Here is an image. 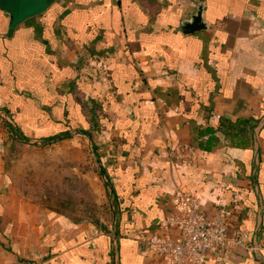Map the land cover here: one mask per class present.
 Instances as JSON below:
<instances>
[{"label": "crops", "instance_id": "crops-1", "mask_svg": "<svg viewBox=\"0 0 264 264\" xmlns=\"http://www.w3.org/2000/svg\"><path fill=\"white\" fill-rule=\"evenodd\" d=\"M0 111L23 143H88L110 205L77 222L0 193V264H164L146 241L178 190L263 246L208 264H264V0H0Z\"/></svg>", "mask_w": 264, "mask_h": 264}, {"label": "rangeland", "instance_id": "rangeland-1", "mask_svg": "<svg viewBox=\"0 0 264 264\" xmlns=\"http://www.w3.org/2000/svg\"><path fill=\"white\" fill-rule=\"evenodd\" d=\"M6 121L13 125L6 112L0 111V193L9 209L46 207L77 222L98 221L110 205L99 163L88 143L67 138L43 145L35 137L23 143L9 134Z\"/></svg>", "mask_w": 264, "mask_h": 264}, {"label": "built area", "instance_id": "built-area-1", "mask_svg": "<svg viewBox=\"0 0 264 264\" xmlns=\"http://www.w3.org/2000/svg\"><path fill=\"white\" fill-rule=\"evenodd\" d=\"M171 201L179 212L165 217L164 234L146 241L162 256L164 264H208L211 256H220L233 247L260 256L263 246L255 235L231 227L223 214L208 218L195 195L178 190Z\"/></svg>", "mask_w": 264, "mask_h": 264}, {"label": "water", "instance_id": "water-1", "mask_svg": "<svg viewBox=\"0 0 264 264\" xmlns=\"http://www.w3.org/2000/svg\"><path fill=\"white\" fill-rule=\"evenodd\" d=\"M205 19V5L198 4L196 12L181 23L180 30L183 34H191L208 28Z\"/></svg>", "mask_w": 264, "mask_h": 264}, {"label": "trees", "instance_id": "trees-1", "mask_svg": "<svg viewBox=\"0 0 264 264\" xmlns=\"http://www.w3.org/2000/svg\"><path fill=\"white\" fill-rule=\"evenodd\" d=\"M8 112H9V110L8 109H6ZM12 117H14V116H12ZM14 123L15 124H17V126H21L20 128H22V125H21V123H19V121H18V119H16L15 117H14ZM238 123L239 124H247L245 121H238ZM9 124V123H8ZM9 126V129H11V131H13L14 132V128L12 127V124H9L8 125ZM220 126H224V127H229V126H232V123L230 122V121H221L220 122ZM17 129H19V128H17ZM212 132L213 131V128H208V129H206V132ZM21 137L20 138H23L24 136L23 135H20Z\"/></svg>", "mask_w": 264, "mask_h": 264}]
</instances>
